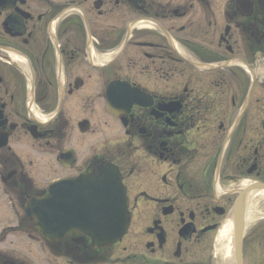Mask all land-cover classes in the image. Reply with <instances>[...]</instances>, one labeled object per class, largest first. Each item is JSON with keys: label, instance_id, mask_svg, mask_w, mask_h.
<instances>
[{"label": "flooded vegetation", "instance_id": "flooded-vegetation-1", "mask_svg": "<svg viewBox=\"0 0 264 264\" xmlns=\"http://www.w3.org/2000/svg\"><path fill=\"white\" fill-rule=\"evenodd\" d=\"M106 164L122 239L0 264H264V0H0L2 202Z\"/></svg>", "mask_w": 264, "mask_h": 264}, {"label": "water", "instance_id": "water-1", "mask_svg": "<svg viewBox=\"0 0 264 264\" xmlns=\"http://www.w3.org/2000/svg\"><path fill=\"white\" fill-rule=\"evenodd\" d=\"M118 178V175L112 169L107 168L106 171L101 174V178L95 177L91 181H88L91 182L92 185H99L94 189H100L101 192L105 195L106 199V204L100 206V209L104 214V221H102V224L104 227H106L104 229L107 234L106 237L101 238L103 242L113 241L114 239L116 240V238L120 236L119 234L125 226V223H123V221H126L125 192L124 190H122V186ZM51 194L52 192L50 193V196L45 201H43L42 211L36 213L35 206L33 204L27 209L28 216L30 218L36 219L37 221L35 224V228L43 236V238L47 239L49 242H52L56 237V223H58L62 227H65V225L67 224L69 228L74 224H77L70 217L67 220V213L73 207L71 205L66 208L52 206ZM70 202L72 203L71 200ZM81 206L85 207V211H87V208H92V206L87 203H84L83 205V199L78 202V206L76 207V209H81ZM241 211L242 203L238 202L235 206V213L238 215V217L240 216Z\"/></svg>", "mask_w": 264, "mask_h": 264}, {"label": "rangeland", "instance_id": "rangeland-1", "mask_svg": "<svg viewBox=\"0 0 264 264\" xmlns=\"http://www.w3.org/2000/svg\"><path fill=\"white\" fill-rule=\"evenodd\" d=\"M51 178L52 177L50 176H44L43 181H49L51 180ZM258 211L261 212L262 208H260ZM15 212L18 214L17 210H15V207L14 210H11L10 207L6 206V204L4 205V202H2L0 198V234L2 232L3 227L12 228L17 226V220L16 218H14ZM3 219L4 221H2ZM13 233L15 235L10 236L9 238L6 237L7 239L5 238L3 242H0V254L6 253L11 258L21 259L20 257H22L21 255L23 253L19 251L26 250V252H30L33 254V257L31 256L32 258H35L37 256L36 254H40L39 252L37 253V251L43 247H46L45 243L41 239L32 238L30 236H23L22 234L19 235L16 232ZM14 250H17L21 254L15 253Z\"/></svg>", "mask_w": 264, "mask_h": 264}, {"label": "bare ground", "instance_id": "bare-ground-1", "mask_svg": "<svg viewBox=\"0 0 264 264\" xmlns=\"http://www.w3.org/2000/svg\"><path fill=\"white\" fill-rule=\"evenodd\" d=\"M264 196V195H263Z\"/></svg>", "mask_w": 264, "mask_h": 264}]
</instances>
